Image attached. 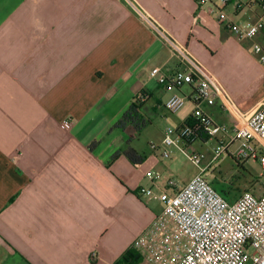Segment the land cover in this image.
Here are the masks:
<instances>
[{
	"label": "crops",
	"instance_id": "obj_1",
	"mask_svg": "<svg viewBox=\"0 0 264 264\" xmlns=\"http://www.w3.org/2000/svg\"><path fill=\"white\" fill-rule=\"evenodd\" d=\"M129 3L211 74L212 61L229 67L232 52L242 55L252 44L236 40L217 23L216 9L197 0ZM225 11L234 22L260 13L250 5L234 11L232 3ZM182 67L124 0H0V264H114L153 228L162 211L159 191L187 182L172 177L180 153L163 158L160 142L167 127L189 121L194 103L192 88L182 87L177 92L188 100L169 116L164 102L172 92L150 72ZM225 88L238 112L216 94L202 107L229 128L264 101L238 104V92ZM142 89L149 92L142 116L150 123L138 137L149 129L155 135L146 146L133 141L140 165L123 155L111 161L126 140L112 125ZM64 120L72 122L69 131ZM197 141L190 149L197 151ZM148 172L159 174L156 186Z\"/></svg>",
	"mask_w": 264,
	"mask_h": 264
},
{
	"label": "built area",
	"instance_id": "obj_2",
	"mask_svg": "<svg viewBox=\"0 0 264 264\" xmlns=\"http://www.w3.org/2000/svg\"><path fill=\"white\" fill-rule=\"evenodd\" d=\"M124 1L180 57L183 67L173 73H163L160 68H153L150 72V77L165 91L172 92L164 102V109L171 114L179 112L188 100L177 90L184 86L193 90L189 98L194 103L190 122L164 130L160 142L161 156L170 159L176 150L197 169V173L175 191H159L162 211L155 218L153 228L140 235L133 248L146 264H264V193L255 195L244 191L236 199L227 200L204 177L206 167L202 160L205 155L190 149L200 135L210 139L224 135L225 139L216 140L208 164L229 153L230 146L236 144L231 153L234 160L259 162L264 170V101L243 117L240 125L229 128L216 122L202 107L210 95L216 94L232 110L238 111L214 76L189 53L176 47L173 40L129 0ZM216 1L217 5L213 0H197V3L216 9L217 23L226 27L236 40L250 41L253 53L264 69V0ZM231 3L234 11L250 5L258 8L260 13L255 18L234 22L225 11ZM61 127L69 131L72 122L64 120ZM146 176L156 186L159 174L148 172ZM167 185L172 188L175 184L169 180ZM140 192L145 196L152 194L151 189H141ZM91 258H97L96 252Z\"/></svg>",
	"mask_w": 264,
	"mask_h": 264
},
{
	"label": "rangeland",
	"instance_id": "obj_3",
	"mask_svg": "<svg viewBox=\"0 0 264 264\" xmlns=\"http://www.w3.org/2000/svg\"><path fill=\"white\" fill-rule=\"evenodd\" d=\"M244 51L245 53L243 52L242 55L232 52L229 67L228 65L225 66L224 63H221V59L217 58L211 62L209 69L224 93H227L225 88L227 86L238 92L240 96L236 98L238 104H255L264 100V69L261 67L257 56L253 53L252 44L245 45ZM238 55L240 56L235 57ZM236 65L240 66L241 74H236V71L233 70L234 68L232 67ZM168 115L172 116L170 113ZM161 124L163 123L160 121L157 126L160 127ZM153 130L149 129L138 137L140 145L146 146V142L149 139H153L154 133L149 136ZM215 144L214 139H209L204 143L197 141L194 144L197 152L206 156L202 160L203 166L211 158L210 152ZM235 148L236 144L231 145L229 153L210 164L205 173V178L216 191L229 201L236 199L244 191L252 192L255 195L264 193V170L259 162L250 160L237 162L231 156ZM176 160L178 167L172 174L173 179L176 182L189 181L196 174L197 169L180 154Z\"/></svg>",
	"mask_w": 264,
	"mask_h": 264
},
{
	"label": "trees",
	"instance_id": "obj_4",
	"mask_svg": "<svg viewBox=\"0 0 264 264\" xmlns=\"http://www.w3.org/2000/svg\"><path fill=\"white\" fill-rule=\"evenodd\" d=\"M148 91L140 90L129 102L127 109L121 114L119 119L112 125V129L118 130L126 135L123 148L115 151L110 160L114 161L119 156H125L131 164L140 165L144 157L132 146V143L139 136L140 132L150 123L149 119H144L142 109L147 99ZM190 122V119L189 121ZM131 130V132H129ZM199 139L203 142L210 138L200 135ZM257 182V181H256ZM253 183V182H252ZM211 184V183H210ZM232 201V200H231ZM114 264H146L142 255L133 247L127 249Z\"/></svg>",
	"mask_w": 264,
	"mask_h": 264
}]
</instances>
